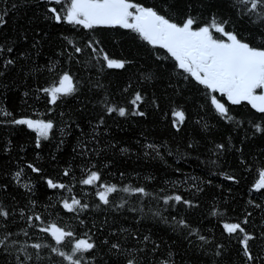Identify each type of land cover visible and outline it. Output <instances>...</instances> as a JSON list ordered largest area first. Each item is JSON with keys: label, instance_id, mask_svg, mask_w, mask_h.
I'll return each instance as SVG.
<instances>
[{"label": "snow or ice", "instance_id": "6c2138e0", "mask_svg": "<svg viewBox=\"0 0 264 264\" xmlns=\"http://www.w3.org/2000/svg\"><path fill=\"white\" fill-rule=\"evenodd\" d=\"M3 3L0 27L34 3L36 18L60 31L43 63L32 55L42 28L29 50L19 45L26 30L0 37V128L23 126L36 149L55 141L51 159L70 160L56 179L31 161L0 166V264H264V0ZM16 99L22 110L4 103ZM150 114L164 132H142L134 154L163 167L141 177L117 168L114 155L131 145L109 120ZM13 147L0 138V154L11 158ZM193 153L202 175L181 166ZM25 168L45 186L40 196L22 182ZM242 183L239 211L204 199L206 188Z\"/></svg>", "mask_w": 264, "mask_h": 264}, {"label": "trees", "instance_id": "16d2710c", "mask_svg": "<svg viewBox=\"0 0 264 264\" xmlns=\"http://www.w3.org/2000/svg\"><path fill=\"white\" fill-rule=\"evenodd\" d=\"M9 5L12 0H8ZM4 7L3 0H0V8ZM35 4L29 3L22 5L21 8L17 12H9L8 17H6L8 23L6 27H0V37L2 36H13L18 37L19 33L22 30H26L25 34L28 39L20 40L19 45L22 50H29L33 41L34 29L42 28L40 35L37 36V39H41L43 41L40 46V54L36 55L35 52L32 53L33 58L38 60L39 62H45L47 56L51 53V51L56 47L58 43V34L60 29H51L47 25H45L42 19H38L35 16L36 12ZM31 18V22H30ZM47 31L50 35H44V32ZM112 53L120 54L121 49L119 47H111L108 49ZM17 89L14 87V91ZM19 91H23L22 88ZM8 95H12V93H8ZM8 108L11 110L12 108L19 106L21 110L23 109V105L21 104L19 99L8 102L5 101ZM43 110V109H41ZM241 109H234V111L239 112ZM59 111L57 109L56 116L54 119L59 121ZM32 109H28V113L30 114ZM155 117L153 115H149L146 121L139 120V118H116V123H113L112 120H109V124L111 125V135L115 137L117 141L122 142V146L131 145V154L126 153L121 156L118 153L114 155V159L116 160L117 168L121 170H126L130 174L132 170L135 169L137 173H140L141 177L146 175L148 172H152L153 175H156V167L162 168V165H157L154 163H148L144 160H138L136 155L134 154L137 151L138 145L135 144L137 139H143L141 133L143 132L145 135H149V139H155L156 136L160 135L164 132V128L156 123H154ZM119 124V126H117ZM22 130L14 131L12 129H3L0 128V138H10L13 141L14 147L12 149L11 158L0 154V166L8 165L9 167L15 169L17 165L23 166L26 162H34L40 165L45 169L46 172L50 173L54 179L57 177L58 164L63 162L64 160H70V157L64 154H57L58 160L53 161L51 159L52 154L55 150V141L51 143L49 141H42V148L36 149L34 144V133H30V131L23 126H20ZM87 130V129H86ZM59 133L57 132V137ZM170 138V137H168ZM179 140V138H177ZM261 142L257 141L259 145ZM174 148V145H173ZM22 149V150H21ZM71 149L69 148L68 151ZM257 151L260 150L259 147L256 148ZM203 151V149H202ZM39 152V158H37L36 153ZM112 155V153H109ZM195 153H193L192 157L188 158V163L181 162V166L186 173L195 174L197 176L202 175V169L205 168V165H197L199 164L198 160H195L193 157ZM203 158V157H202ZM170 163L172 161H169ZM228 162L232 163V158L228 157ZM227 166V165H225ZM112 173L109 172L106 178L112 177ZM0 179H3V175L0 174ZM115 179H119V173L117 172L115 175ZM135 179V176L132 177ZM162 177H158L157 183L161 182ZM31 180L33 185H35L34 191L37 196H40L41 193L45 191V186L42 184H37L35 179V174L31 173L29 169H24V174L22 175V182H27ZM217 183H224L225 187L228 186V182L222 181L219 177L214 180V185ZM13 191H16L15 185L12 186ZM231 193L227 191H221L220 189L213 187L206 188V193L204 199L209 201L211 197L214 195L216 197V202L219 204H224L227 202L229 209L235 208L239 211L241 206V202L246 198V190L244 188L243 183L238 187L236 185H232ZM77 194L79 193V186H77ZM51 193L49 192V195ZM147 223H151L150 221ZM159 228H163V225H160ZM160 235L163 236L161 232ZM164 239L167 240V236H164Z\"/></svg>", "mask_w": 264, "mask_h": 264}]
</instances>
